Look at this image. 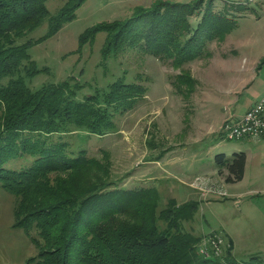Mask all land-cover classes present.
Wrapping results in <instances>:
<instances>
[{"label": "trees", "instance_id": "1", "mask_svg": "<svg viewBox=\"0 0 264 264\" xmlns=\"http://www.w3.org/2000/svg\"><path fill=\"white\" fill-rule=\"evenodd\" d=\"M85 1L65 0L52 12L48 0H0V187L18 197L20 226L38 232L45 247L38 264H261L257 255L238 259L231 241L222 258L198 253L201 236L182 226L198 201L178 205L171 198L162 208L157 188L120 185L109 177V162L89 154L88 139L114 128L115 114L134 105L146 86L124 75L90 94L81 93L75 76L37 89L27 85L39 71L29 48L71 21ZM196 1L137 7L123 22L88 28L80 46L105 31L106 59L144 45L177 63L195 60L206 42L233 28L228 16L209 13L211 0ZM204 4L205 11H195ZM44 24L45 35L25 39ZM177 78L178 88L193 84L187 73ZM246 158L244 151L214 156L229 182L243 177ZM16 161L22 163L11 165Z\"/></svg>", "mask_w": 264, "mask_h": 264}, {"label": "rangeland", "instance_id": "2", "mask_svg": "<svg viewBox=\"0 0 264 264\" xmlns=\"http://www.w3.org/2000/svg\"><path fill=\"white\" fill-rule=\"evenodd\" d=\"M159 1L197 2L86 0L71 21L29 48L39 71L27 77L26 83L31 89H37L45 83L68 78L76 81L71 77L75 76L84 86L81 93L90 94L124 75L128 81L146 86V92L134 105L115 114L114 128L88 139L89 154L109 162V177L120 185L157 188L162 208L171 198L178 205L198 201L194 217L182 221L185 230L201 236L198 253L222 258L231 241L223 231L226 226L236 242L234 255L240 260L257 255L264 264V173L260 175V196L242 198L244 202L257 203L260 212L256 218L243 219L239 212L247 210L243 208L247 206L236 205L232 200L214 201L217 197H227L228 193L219 183L220 179L212 175L198 176V159L194 158L201 148L204 149L201 153L208 150L204 146L209 145V140L224 138L212 154L206 153L203 166L210 168L215 163V154H232L234 151L230 150L239 144V140L226 139L222 131L226 119L234 114L226 117L219 134H211L214 117L208 109L221 91L232 88L248 72L250 63L260 60V51L264 50V0H211L209 13L228 16L233 28L224 39L213 38L206 42L207 51L195 60L177 63L173 57L154 53L144 45L127 47L106 59L103 55L107 41L105 31H99L92 42L80 46L81 35L93 25L123 22L134 15L137 7L147 9ZM64 2L48 0L47 6L55 12ZM198 8L195 11L203 12L206 6ZM200 16L198 13L194 21ZM46 32L47 24H44L25 39L38 38ZM180 73H187L193 84L184 83L178 88L175 82ZM215 106L213 104L214 109ZM228 110L226 106L225 111ZM65 139L73 140L70 136ZM20 163L22 161L11 165ZM219 175L225 178V173ZM208 198L213 202L205 201ZM17 207L18 197L0 187V264H38L45 247L36 229L20 226ZM210 236L223 240L218 253L209 243L204 247L205 239Z\"/></svg>", "mask_w": 264, "mask_h": 264}, {"label": "crops", "instance_id": "3", "mask_svg": "<svg viewBox=\"0 0 264 264\" xmlns=\"http://www.w3.org/2000/svg\"><path fill=\"white\" fill-rule=\"evenodd\" d=\"M252 61L253 59L251 62ZM262 97H264V50L260 51V60H257L255 63H250L248 65V72L242 75L232 88L221 91L220 95L209 105L208 110H210L211 115L214 117V125L211 134H213V132L214 134H219L221 125L229 114H234L235 116L243 115ZM213 104L216 105L215 109ZM226 106L229 108L228 111H225ZM223 140L224 138L220 139L217 137L209 140V145L204 146V148L206 147L205 149L208 150L205 153H201L200 151L204 150L201 148L197 155H195L194 158L196 160L198 159V162L196 161L199 167L198 176L212 175L214 178L220 179L219 183H221L227 191L228 196L225 198L217 197L214 200L215 202L232 200L236 205L243 204L247 207H242L248 209H240L239 215H241V218H256L258 216L257 213L260 212V209L256 207L257 203L253 202V200L244 202L242 198L248 195L255 196L256 194L260 196V175L264 173V137L258 139H240L236 148L230 150L234 151L233 153L244 151L247 155L243 177L240 180L231 182L226 180L228 175L226 168L219 167L215 160L212 167L207 168L203 166L206 153L209 151V153L212 154L215 147L219 146ZM202 141L203 139H200V142ZM221 153H225L227 156L233 154L226 152ZM219 173H225V178L220 176ZM205 201L213 202L212 198L205 199ZM223 228V231L226 232V235L231 240L233 248H235L236 242L234 236L226 230V226Z\"/></svg>", "mask_w": 264, "mask_h": 264}, {"label": "built area", "instance_id": "4", "mask_svg": "<svg viewBox=\"0 0 264 264\" xmlns=\"http://www.w3.org/2000/svg\"><path fill=\"white\" fill-rule=\"evenodd\" d=\"M223 135L228 140H240L243 138L258 139L264 137V97L259 99L241 116H230L223 124ZM223 240L218 236H210L205 239L207 243L218 253ZM203 252V251H202Z\"/></svg>", "mask_w": 264, "mask_h": 264}]
</instances>
